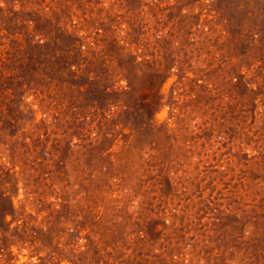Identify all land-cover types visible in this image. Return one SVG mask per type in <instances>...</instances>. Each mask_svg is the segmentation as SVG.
Listing matches in <instances>:
<instances>
[{"label": "rangeland", "instance_id": "obj_1", "mask_svg": "<svg viewBox=\"0 0 264 264\" xmlns=\"http://www.w3.org/2000/svg\"><path fill=\"white\" fill-rule=\"evenodd\" d=\"M0 264H264V0H0Z\"/></svg>", "mask_w": 264, "mask_h": 264}]
</instances>
